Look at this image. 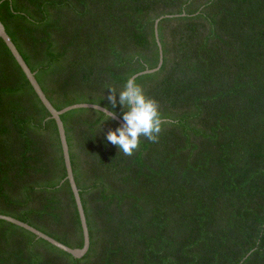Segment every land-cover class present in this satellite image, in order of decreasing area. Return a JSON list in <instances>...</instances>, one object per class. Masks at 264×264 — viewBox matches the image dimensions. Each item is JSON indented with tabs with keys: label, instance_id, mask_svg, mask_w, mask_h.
<instances>
[{
	"label": "trees",
	"instance_id": "1",
	"mask_svg": "<svg viewBox=\"0 0 264 264\" xmlns=\"http://www.w3.org/2000/svg\"><path fill=\"white\" fill-rule=\"evenodd\" d=\"M0 2L57 109L105 106L107 85L158 66L159 41L164 57L136 78L164 126L132 155L106 139L116 119L94 108L62 115L88 252L0 219V264H264V0ZM0 213L84 244L57 122L2 38Z\"/></svg>",
	"mask_w": 264,
	"mask_h": 264
},
{
	"label": "clouds",
	"instance_id": "2",
	"mask_svg": "<svg viewBox=\"0 0 264 264\" xmlns=\"http://www.w3.org/2000/svg\"><path fill=\"white\" fill-rule=\"evenodd\" d=\"M106 87L110 90L106 96L109 104L99 110L103 114V121L117 115V106L123 109V123L107 131L106 139L126 155H132L138 149L141 138L157 140L164 126V118L158 101L145 93L136 77L130 75L122 88Z\"/></svg>",
	"mask_w": 264,
	"mask_h": 264
},
{
	"label": "water",
	"instance_id": "3",
	"mask_svg": "<svg viewBox=\"0 0 264 264\" xmlns=\"http://www.w3.org/2000/svg\"><path fill=\"white\" fill-rule=\"evenodd\" d=\"M162 18L163 17H160L159 19L156 20V35H157L158 41H159L158 24ZM1 38L6 42V44L10 48L11 52L13 53L14 57L16 58V60L18 61V63L22 67L23 71L25 72L26 76L28 77L29 81L31 82L32 86L34 87L35 91L37 92L38 96L40 97V99L42 100L44 105L48 108V110L51 112L52 117L57 122L58 130H59V134H60V138H61V142H62V148H63L64 158H65L66 169H67V179L69 180L71 187H72V190L74 192L75 199H76L77 206H78V210H79V214H80L81 223H82L83 234H84V244L80 248H78V247L72 248V247L65 245L64 243L58 241L57 239L51 237L50 235L44 233L43 231L37 229L36 227H34V226H32V225H30V224H28L22 220H19L13 216L0 213V219L10 221L12 223H15L19 226H22V227L30 230L31 232L35 233L38 237H41V238L48 240L49 242H51L54 245L58 246L59 248L65 250L66 252L73 254L75 257H83L88 252V250L90 248V231H89V226H88L87 217L85 214L82 198L80 195V190H79L78 185L76 183V179H75V175H74V171H73V166H72V161H71V156H70V148H69V143H68L66 129H65L64 121L62 119V115L64 113H66L67 111L72 110V109H76V108H94V109L100 110V109H103L104 106L100 105V104H96V103H75V104L68 105L62 109H57L52 104L50 99L47 97L46 93L42 89L40 83L38 82V80L35 76V72H33L31 70V68L29 67V65L25 61L24 57L20 53L19 49L17 48L16 44L12 40L11 36L7 32L6 27H5L4 23L2 22L1 16H0V39ZM159 44H160V59H159L158 66L155 68H147L141 72L134 74L133 76H135L137 78L138 76H140L142 74L155 72V71L160 69V67L163 64L164 57H163V51H162L160 41H159ZM113 118L116 119L121 124L123 123L122 118H120L118 115H116Z\"/></svg>",
	"mask_w": 264,
	"mask_h": 264
}]
</instances>
